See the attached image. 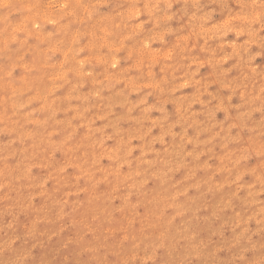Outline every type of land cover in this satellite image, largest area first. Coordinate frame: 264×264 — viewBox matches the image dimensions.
<instances>
[{
    "label": "rangeland",
    "instance_id": "obj_1",
    "mask_svg": "<svg viewBox=\"0 0 264 264\" xmlns=\"http://www.w3.org/2000/svg\"><path fill=\"white\" fill-rule=\"evenodd\" d=\"M0 264H264V0H0Z\"/></svg>",
    "mask_w": 264,
    "mask_h": 264
},
{
    "label": "bare ground",
    "instance_id": "obj_2",
    "mask_svg": "<svg viewBox=\"0 0 264 264\" xmlns=\"http://www.w3.org/2000/svg\"><path fill=\"white\" fill-rule=\"evenodd\" d=\"M173 243V242H172Z\"/></svg>",
    "mask_w": 264,
    "mask_h": 264
}]
</instances>
